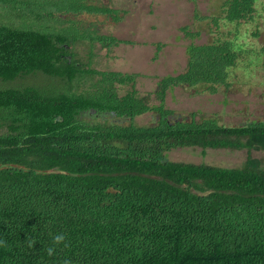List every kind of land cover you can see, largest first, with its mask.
I'll return each instance as SVG.
<instances>
[{
	"label": "trees",
	"instance_id": "trees-1",
	"mask_svg": "<svg viewBox=\"0 0 264 264\" xmlns=\"http://www.w3.org/2000/svg\"><path fill=\"white\" fill-rule=\"evenodd\" d=\"M256 1L224 0L221 20L251 21ZM80 12L113 15L82 0H0V264H264L259 160L226 168L166 157L193 146L264 151V122L226 126L194 113L178 120L163 104L175 86L227 88L243 52L258 60L264 84V42L248 50L234 38L190 42L184 71L161 77L149 105L134 74L75 57L77 40L106 49L125 42L61 18ZM94 76L89 89L73 83ZM115 84L130 90L118 95ZM148 111L151 125L132 123ZM61 232L70 247L49 257Z\"/></svg>",
	"mask_w": 264,
	"mask_h": 264
},
{
	"label": "rangeland",
	"instance_id": "rangeland-1",
	"mask_svg": "<svg viewBox=\"0 0 264 264\" xmlns=\"http://www.w3.org/2000/svg\"><path fill=\"white\" fill-rule=\"evenodd\" d=\"M95 4L120 7L117 20L108 16L66 14L61 18L71 20L81 30L90 34H106L125 41L106 49L96 42L89 44L77 40L70 49L80 62H88L90 68L134 74L133 88L144 97L147 104L156 103L153 91L156 83L165 75L183 72L186 63L185 47L190 42L204 44L214 39L234 38L243 50L255 49L264 42V0H257L255 15L251 21L225 23L221 20L224 0H87ZM197 16L204 19H197ZM219 21L216 25L212 18ZM58 23L55 25H59ZM198 32L194 38L184 35L181 28ZM252 32H257L253 37ZM159 46L158 49L156 47ZM92 53L89 57L88 53ZM36 74L34 81L42 80ZM97 77H83L73 83L77 90L92 87ZM30 79V78H29ZM26 81V79H25ZM118 95L130 90V84H115ZM164 107L172 110L178 120L214 118L226 126H239L250 121L264 122L263 72L251 52H243L236 66L230 71L229 86L220 87L209 94L201 86H175L165 92ZM156 120L152 111L133 118L137 126L151 125ZM170 161L205 163L213 166L236 168L248 158L259 160L264 167V151L246 148L216 147L201 149L198 146L176 148L167 152Z\"/></svg>",
	"mask_w": 264,
	"mask_h": 264
},
{
	"label": "clouds",
	"instance_id": "clouds-1",
	"mask_svg": "<svg viewBox=\"0 0 264 264\" xmlns=\"http://www.w3.org/2000/svg\"><path fill=\"white\" fill-rule=\"evenodd\" d=\"M35 245V241H29L28 247L31 248ZM7 241L6 240H0V247H6ZM57 246H63V248H69L70 242H68L66 234L64 233H57L52 237V245L49 246L45 251L49 257H52L56 255ZM64 264H71L70 261L65 260Z\"/></svg>",
	"mask_w": 264,
	"mask_h": 264
},
{
	"label": "flooded vegetation",
	"instance_id": "flooded-vegetation-1",
	"mask_svg": "<svg viewBox=\"0 0 264 264\" xmlns=\"http://www.w3.org/2000/svg\"><path fill=\"white\" fill-rule=\"evenodd\" d=\"M105 1H108V0H105ZM110 1V0H109ZM82 2L83 3H86V4H90V5H94V6H96V7H100V8H105V9H109V10H111V14H121L122 13V11L120 10L121 8L120 7H111V6H107V4L106 3H103L102 2V4H95V3H92V2H89V1H87V0H82ZM87 14V15H92V16H108V17H110V19L112 20L113 18H112V16L110 15V14H108V13H102V14H93V13H87V12H80L79 14ZM64 16V15H63ZM114 20V19H113ZM106 35V34H105ZM98 44V43H97ZM119 44H121V43H119ZM100 45V44H99ZM89 54V53H88Z\"/></svg>",
	"mask_w": 264,
	"mask_h": 264
}]
</instances>
